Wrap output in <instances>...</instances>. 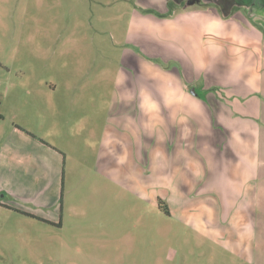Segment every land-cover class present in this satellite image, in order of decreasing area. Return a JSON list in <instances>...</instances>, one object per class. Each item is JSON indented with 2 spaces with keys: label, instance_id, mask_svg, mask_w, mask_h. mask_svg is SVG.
<instances>
[{
  "label": "rangeland",
  "instance_id": "obj_1",
  "mask_svg": "<svg viewBox=\"0 0 264 264\" xmlns=\"http://www.w3.org/2000/svg\"><path fill=\"white\" fill-rule=\"evenodd\" d=\"M230 1L0 0V264H264V217L191 202L177 64L135 40Z\"/></svg>",
  "mask_w": 264,
  "mask_h": 264
},
{
  "label": "crops",
  "instance_id": "obj_2",
  "mask_svg": "<svg viewBox=\"0 0 264 264\" xmlns=\"http://www.w3.org/2000/svg\"><path fill=\"white\" fill-rule=\"evenodd\" d=\"M209 4L141 19L135 40L142 57L177 64L176 77L161 71L165 86H179L177 106L191 122V202L216 205L226 229L256 228L264 217V0Z\"/></svg>",
  "mask_w": 264,
  "mask_h": 264
},
{
  "label": "water",
  "instance_id": "obj_3",
  "mask_svg": "<svg viewBox=\"0 0 264 264\" xmlns=\"http://www.w3.org/2000/svg\"><path fill=\"white\" fill-rule=\"evenodd\" d=\"M192 93L196 94V91H195V89H193V90H192Z\"/></svg>",
  "mask_w": 264,
  "mask_h": 264
}]
</instances>
